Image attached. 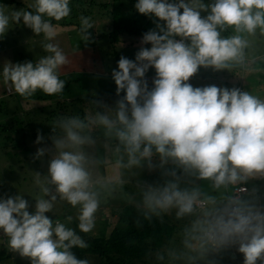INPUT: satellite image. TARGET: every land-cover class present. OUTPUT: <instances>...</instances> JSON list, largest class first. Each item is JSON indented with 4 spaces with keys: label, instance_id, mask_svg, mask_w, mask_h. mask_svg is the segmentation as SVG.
<instances>
[{
    "label": "clouds",
    "instance_id": "obj_1",
    "mask_svg": "<svg viewBox=\"0 0 264 264\" xmlns=\"http://www.w3.org/2000/svg\"><path fill=\"white\" fill-rule=\"evenodd\" d=\"M70 4L30 0L27 9L12 10L0 4V37L23 24L42 36L45 53L35 61H4L0 85L25 100L37 90L62 93L59 70L68 60L56 37ZM134 8L155 27L142 34L134 59L121 55L112 69L118 99L112 105L93 99L83 114L53 121L50 146L34 154L48 155L46 174L32 178L34 203L20 192L0 195V236L30 264H89L72 251L87 243L46 213L66 202L77 209L76 227L88 233L113 183L147 169L160 179L135 181L144 217L186 221L172 258L217 264L216 255L235 247L242 264H264V98L238 87L188 82L199 68L245 65L246 37L264 36V0H135ZM78 19L81 41H89L93 21ZM43 141L38 131L35 143Z\"/></svg>",
    "mask_w": 264,
    "mask_h": 264
},
{
    "label": "rangeland",
    "instance_id": "obj_2",
    "mask_svg": "<svg viewBox=\"0 0 264 264\" xmlns=\"http://www.w3.org/2000/svg\"><path fill=\"white\" fill-rule=\"evenodd\" d=\"M74 1L71 0L70 15L58 22L62 26V31L57 37H60L64 43L60 48L68 60V63L61 66L59 70V78L65 80L64 88L68 87L62 99L117 97L114 81L97 73V70L101 65L107 66L108 71L103 68L102 72L111 75L121 55L134 59L135 52L142 46L140 32L144 33L155 27L153 18L138 13L134 8L135 0H79L80 2L77 3L76 0ZM29 3L30 0H0V4L6 6L8 10L27 9ZM204 14L201 13V15ZM81 15L88 16L93 21V28L88 30L91 34L89 41H81L80 38L78 18ZM123 27L128 30L122 35H117L113 42H110L111 45H108L107 41L98 43L101 38L98 36L102 33H111ZM246 38L249 40V47L245 51V65L222 70L202 68L206 78L213 73L214 79H221V81L203 82L200 86L214 84L218 87H236L237 84L242 83L243 90L264 98V36L257 32ZM105 39L107 38L102 37V40ZM41 41L42 36L35 35L23 24L13 25L3 37H0V64L6 60L13 63L35 61L45 54ZM110 46H113L116 51L126 46L125 54L119 56ZM79 52L83 55L78 56ZM90 54L96 62L101 63L100 67L96 63V68H92L94 65H90L87 59ZM81 70L86 71L85 75L81 74ZM78 76L80 81H75ZM120 95H123V91ZM55 97L56 95H46L37 90L32 97L25 100L14 91L0 85V195H16L20 192L22 198L28 200L30 204L34 203L31 197L35 193L33 175L35 172H40L41 175L46 174L48 162L47 154L39 159L34 158V154L38 147L51 144L48 139L52 134L53 123L50 120L52 113L50 106L56 100ZM112 104L114 101L108 105ZM38 131L44 137L41 144L35 143ZM138 179L154 182L160 177L157 171L148 172L147 169H143L130 174L124 185L113 183V191L101 198L100 206L95 214L94 228L86 234L90 236L98 234L101 227L99 217L110 214V209L138 201L135 183ZM120 186H123V190L119 192ZM29 210L31 211V208ZM46 215L54 221L59 219L77 233H82L76 227L77 209L66 202H57L53 213H46ZM67 216H72L70 222L65 221ZM180 222L184 223L185 220ZM0 259V264H30L28 258H22L18 253L11 252L7 247L6 237L2 236H0ZM214 259L217 264H242L243 255L232 247L216 255Z\"/></svg>",
    "mask_w": 264,
    "mask_h": 264
},
{
    "label": "trees",
    "instance_id": "obj_3",
    "mask_svg": "<svg viewBox=\"0 0 264 264\" xmlns=\"http://www.w3.org/2000/svg\"><path fill=\"white\" fill-rule=\"evenodd\" d=\"M77 2L80 1L76 0ZM127 30L124 27L115 29L111 33H102L100 37L109 38L113 42L117 35H122ZM56 39H59V41L57 40L59 46L64 45L60 37ZM77 55L81 56L83 53L79 52ZM81 71V74L85 75L86 71ZM75 81H80V76ZM65 89L68 87L64 88L61 94L56 95L53 106H50L51 121L55 120L56 113L57 117L61 114H83L86 108L91 107L89 101L93 99L101 100L106 104L118 99V97L103 99L97 97L65 100L62 99ZM121 190H123V186H120L119 192ZM137 202L121 204L117 208L110 209V214L105 213L106 216L99 217L101 227L97 235L77 233L87 243L86 248L74 247L72 249L77 258L87 259L89 264H183L181 260L174 259L169 254L174 250H180L179 236L184 226L182 224H185L186 221L181 223L173 216L169 217L171 215L152 216L146 219L137 206Z\"/></svg>",
    "mask_w": 264,
    "mask_h": 264
},
{
    "label": "crops",
    "instance_id": "obj_4",
    "mask_svg": "<svg viewBox=\"0 0 264 264\" xmlns=\"http://www.w3.org/2000/svg\"><path fill=\"white\" fill-rule=\"evenodd\" d=\"M92 32V31H91ZM95 37H96V34H95ZM98 37H100V35L98 36ZM98 37H96V38H98ZM57 38V37H56ZM59 41V39H56V42L58 43V41ZM101 41H107V43H108V45H111V43L110 42H112V41H110L108 38L107 39H105V40H102V38H100L99 40H98V43L100 44V42ZM125 43V42H124ZM59 44V43H58ZM98 44V45H99ZM111 48H112V51H114V52H116L117 54H119V56H120V54H125V48H126V46H125V48H119L118 49V51H116L115 50V48L113 47V46H110ZM144 47H150L149 45H144ZM87 59L89 60V64L90 65H94L92 68H96V63H98V67H100V65H101V63L100 62H96L94 59H93V56H92V54H90L88 57H87ZM95 62V63H94ZM90 65H88V66H90ZM107 66H104L103 67V65H101V70H100V68L97 70V73L99 72V74H101L102 76H104V77H108V78H111V75L110 74H106V72L104 73V72H102L103 71V68H105V70L106 71H108V68H106ZM94 72H96V71H94ZM93 72V73H94ZM102 72V73H101ZM97 73H95V74H97ZM154 69H149V71L146 73V79H147V81H148V84H149V87H151L152 86V78H153V76H154ZM214 74L212 73L208 78H206V76H205V74H204V72H203V69L202 68H199L198 69V72L196 73V74H194L192 77H190V79H189V83L192 85V86H194V87H197V86H200L203 82H215V80L216 79H214ZM216 76V75H215ZM242 78H244V77H242ZM217 82H219V81H221V79H218V80H216ZM239 86H241V88H242V83H239V84H237L236 85V87H239ZM242 90H243V88H242ZM117 184V183H116ZM116 214V213H115ZM117 215V214H116Z\"/></svg>",
    "mask_w": 264,
    "mask_h": 264
},
{
    "label": "built area",
    "instance_id": "obj_5",
    "mask_svg": "<svg viewBox=\"0 0 264 264\" xmlns=\"http://www.w3.org/2000/svg\"><path fill=\"white\" fill-rule=\"evenodd\" d=\"M238 88H240L242 90V88L240 86Z\"/></svg>",
    "mask_w": 264,
    "mask_h": 264
}]
</instances>
